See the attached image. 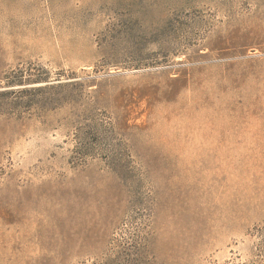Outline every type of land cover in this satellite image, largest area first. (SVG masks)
I'll use <instances>...</instances> for the list:
<instances>
[{"label": "rangeland", "instance_id": "374dc122", "mask_svg": "<svg viewBox=\"0 0 264 264\" xmlns=\"http://www.w3.org/2000/svg\"><path fill=\"white\" fill-rule=\"evenodd\" d=\"M0 264H264V0H0Z\"/></svg>", "mask_w": 264, "mask_h": 264}]
</instances>
